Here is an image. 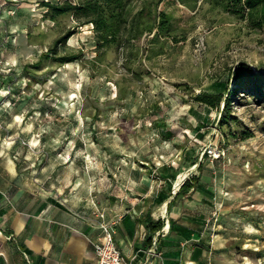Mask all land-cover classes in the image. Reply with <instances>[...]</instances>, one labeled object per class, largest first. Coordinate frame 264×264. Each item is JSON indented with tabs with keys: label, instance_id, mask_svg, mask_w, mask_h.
Here are the masks:
<instances>
[{
	"label": "rangeland",
	"instance_id": "1",
	"mask_svg": "<svg viewBox=\"0 0 264 264\" xmlns=\"http://www.w3.org/2000/svg\"><path fill=\"white\" fill-rule=\"evenodd\" d=\"M43 1L0 0L1 200L35 207L49 196L101 219L200 174L210 262L225 228L237 237L214 264H264V22L225 0H124L126 27L152 31L99 47L94 24H80L59 46L78 57L60 62L48 47L77 18ZM202 90L235 91L221 126L222 101H197ZM210 142L224 155L204 154Z\"/></svg>",
	"mask_w": 264,
	"mask_h": 264
},
{
	"label": "crops",
	"instance_id": "2",
	"mask_svg": "<svg viewBox=\"0 0 264 264\" xmlns=\"http://www.w3.org/2000/svg\"><path fill=\"white\" fill-rule=\"evenodd\" d=\"M201 184L199 178L172 204L180 185L153 205L144 194L126 203L120 212L105 211L104 219L113 223L123 264H214L218 257L225 258L226 239L236 238V230L226 238L225 228L218 229L210 262L209 231L201 206L207 196L200 191ZM189 193L193 198L177 201ZM83 207L47 196L35 207L21 208L4 203L0 194V264H96L92 242L101 236L100 219L87 214L90 204ZM148 214L153 221L161 218L162 227L148 229ZM154 240L161 253L151 256Z\"/></svg>",
	"mask_w": 264,
	"mask_h": 264
},
{
	"label": "trees",
	"instance_id": "3",
	"mask_svg": "<svg viewBox=\"0 0 264 264\" xmlns=\"http://www.w3.org/2000/svg\"><path fill=\"white\" fill-rule=\"evenodd\" d=\"M186 3L187 0H180ZM45 4L53 14H60L71 11L77 18L76 25L68 27L57 35L48 47L49 53L60 62H67L74 60L78 57V54L71 51L60 52L59 46L66 45L67 39L76 31V27L80 24L92 22L95 27V42L96 45L101 47L109 44L112 41L122 39L121 35L126 32L125 40L138 37L144 30L152 31L154 24L149 22L143 28H138V21H129V27L127 28V9L125 7L124 0H44ZM225 4L231 9H247L250 18L254 23L261 24L264 22V0H225ZM161 8V7H160ZM142 8L139 13H141ZM158 27L161 30H167L171 21V15L164 8L159 10L158 15ZM125 31V32H124ZM44 55H47L45 53ZM235 91L227 93L223 97L221 92H208L202 90L196 93L195 99L199 102L207 103L210 106L218 108L220 102L223 103L224 112L219 118V124L225 122L229 115L231 102L234 99ZM206 154V152H204ZM195 160L193 161V163ZM202 167V162L197 163V168ZM200 178V174H194L188 176L180 184L175 195L171 199V204L175 201L180 193H184L191 187H194ZM163 221L159 218L156 221L151 220V215H147L146 225L148 229H157L162 227Z\"/></svg>",
	"mask_w": 264,
	"mask_h": 264
},
{
	"label": "built area",
	"instance_id": "4",
	"mask_svg": "<svg viewBox=\"0 0 264 264\" xmlns=\"http://www.w3.org/2000/svg\"><path fill=\"white\" fill-rule=\"evenodd\" d=\"M204 152L211 158H218L224 155L225 149L216 143L210 142L205 145ZM99 221L101 236L97 241L92 242L96 264H123V256L114 242V226L103 218ZM161 252L156 240L152 241L151 256L159 255Z\"/></svg>",
	"mask_w": 264,
	"mask_h": 264
},
{
	"label": "bare ground",
	"instance_id": "5",
	"mask_svg": "<svg viewBox=\"0 0 264 264\" xmlns=\"http://www.w3.org/2000/svg\"><path fill=\"white\" fill-rule=\"evenodd\" d=\"M185 178H186V176H182L181 177V179L179 180L180 181V183H182L183 182V180H185ZM179 183V182H178ZM165 208V207H164Z\"/></svg>",
	"mask_w": 264,
	"mask_h": 264
}]
</instances>
